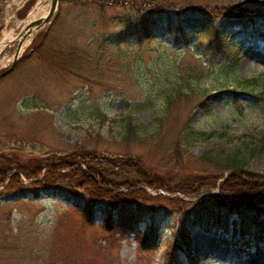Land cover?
I'll use <instances>...</instances> for the list:
<instances>
[{
	"label": "rangeland",
	"instance_id": "1",
	"mask_svg": "<svg viewBox=\"0 0 264 264\" xmlns=\"http://www.w3.org/2000/svg\"><path fill=\"white\" fill-rule=\"evenodd\" d=\"M37 1L0 0V40L31 19ZM222 1L58 0L0 76V157L12 160L9 171L20 180L4 187V176L0 186V264H165L168 252V264H264V231L252 227L241 237L238 214L213 199L226 174L221 160L235 152L245 156L244 169L264 176V16L251 29L239 16L197 8ZM247 5L264 10V0ZM41 6L47 11L49 0ZM142 19L153 22L152 34L137 40L131 30ZM212 28L233 45L230 52L214 47ZM14 48L0 53V72ZM237 78L248 81L238 88ZM175 90L163 122L200 132L178 154L150 136ZM202 92L208 106L196 105ZM126 117L135 136L125 137ZM72 152L65 161L78 162L79 152L105 178L134 181L143 193L114 206L95 203L87 223L80 213L89 199L68 168L23 176ZM206 210L226 212L227 228L191 224ZM109 214L113 222L124 216L122 225L105 227ZM152 224L160 227L155 245L141 248L138 238ZM181 228L186 236L179 237Z\"/></svg>",
	"mask_w": 264,
	"mask_h": 264
},
{
	"label": "trees",
	"instance_id": "2",
	"mask_svg": "<svg viewBox=\"0 0 264 264\" xmlns=\"http://www.w3.org/2000/svg\"><path fill=\"white\" fill-rule=\"evenodd\" d=\"M231 0H223L219 5L210 6H197L198 9L206 11L214 15H219L220 12L223 14H230L234 16H239L242 19V24L245 27H250L255 21V18L259 16H264V10L259 8H251V6L247 5V2H252L254 0H244L243 3H232ZM152 21H148L146 19H142L140 23L137 24L136 27L131 30V33L135 35L137 40L141 38H146L150 34H152ZM206 28V27H205ZM251 28V27H250ZM254 29V28H251ZM209 32V31H208ZM212 39L211 42L214 43V47L218 48V50H228L230 52L233 49V45L231 43H226L225 45L221 42V34H218L211 29ZM224 36V35H223ZM234 56V55H233ZM68 60V59H66ZM65 63V61L63 62ZM70 71V69H67ZM248 80L237 78L236 86L239 88L243 84L242 82H247ZM260 82L263 83L262 79ZM233 91V90H232ZM179 90H175L173 95L166 96L164 100V111L162 114L156 117L155 119V127L152 130L150 136L155 137V139L164 140L165 150H171L174 154H178L183 146H186L188 141L194 137V135H199L200 132H195L191 130L189 127L184 126L181 128L177 127L176 122L173 120L171 124L166 126L163 119L167 116L166 107L169 106L172 99L179 94ZM203 93V92H202ZM208 93L204 92L203 95L197 100L196 105L208 106L207 105ZM130 118H125L123 120V132L125 133V137L135 136L137 133V126L132 124L129 120ZM136 139V137H134ZM254 148L247 150L248 155H251L254 152ZM77 155L78 162L74 160L65 161L66 157L74 156L73 152L66 154L59 158V162L54 163V160L51 162H47L46 164L40 162L36 168L31 172H23V176L26 179L35 178L40 174L41 168H46L45 174L51 175L56 170H62L68 168L66 174L67 176L75 182V185L78 189H82L86 196L89 199L85 202L82 211L80 214L84 215L87 219V223H90L92 210L95 203L100 202L104 203L106 206L115 205L117 201L126 202L130 199H134L137 197L138 193L142 192V189H132L135 187L136 183L129 181H124V183L117 184L116 182L111 181L110 179L105 178L102 171L98 166L94 164H90V162H84L83 154L79 153ZM76 156V155H75ZM1 159V157H0ZM245 156L239 155V153H234L230 156H227L221 160V168L222 172L226 173L225 176L219 181L217 185L216 193L213 195L214 204L217 208H223L228 212H235L239 216V220L236 223V226L239 230V235L241 237H246L249 235L250 230L256 228L260 231H264V176L252 173L246 169L245 166ZM2 163L0 164V186L3 185V179H8V184L4 185V187H8L13 183H20L18 173H12L9 171L12 160L9 159H1ZM9 161H11L9 163ZM118 160H111V162L115 163ZM126 166H134V163H130L124 159L122 163ZM10 165V166H8ZM9 171V172H8ZM18 172V171H17ZM222 175V174H221ZM35 182L34 180L29 181L28 184H32ZM155 183L154 180L147 182V185L153 186ZM119 186H123L126 191L119 190ZM27 187V186H26ZM13 188V187H12ZM131 189V190H129ZM175 190V189H174ZM177 192H183L182 187L176 189ZM190 191H186V194ZM197 189L193 191V196L196 198L200 197L202 193H197ZM196 194V195H195ZM175 200L183 201L178 197H174ZM249 209L256 212L255 215H243L241 216L240 210ZM124 213V212H123ZM126 214V213H124ZM261 217L258 219V217ZM124 216H120V220H116L117 222H113L111 214L104 217V226L110 227L114 224L116 227L122 225V219ZM139 222V221H137ZM191 224L198 225L204 230H209L211 228H220L222 230L227 228L228 216L226 212L223 215H219L218 212H213L212 210H206L204 214H197L190 220ZM113 225V227H114ZM125 227V226H123ZM143 230L142 236L138 238L139 246L141 248H145L147 245H155V241L157 238V232L160 229L158 225L152 224ZM187 235L185 232V228H181L179 230V237ZM175 246L176 241L173 243ZM188 245V244H187ZM188 247V246H186ZM171 251V250H169ZM171 252H168L165 264L171 263ZM174 261V259H173ZM172 261V262H173Z\"/></svg>",
	"mask_w": 264,
	"mask_h": 264
},
{
	"label": "water",
	"instance_id": "3",
	"mask_svg": "<svg viewBox=\"0 0 264 264\" xmlns=\"http://www.w3.org/2000/svg\"><path fill=\"white\" fill-rule=\"evenodd\" d=\"M57 3L58 0H49V6L44 16H42L33 23L25 24L22 28H20L17 31V33L14 36L0 43V53L3 52L11 44L13 43L15 44V48L12 54V60L10 61L9 66L5 70L0 72V76L8 73L13 67L15 60L21 53L20 47L24 38L27 36L28 32L33 31L34 34L46 22V20L51 16V14H53V12L56 11Z\"/></svg>",
	"mask_w": 264,
	"mask_h": 264
},
{
	"label": "bare ground",
	"instance_id": "4",
	"mask_svg": "<svg viewBox=\"0 0 264 264\" xmlns=\"http://www.w3.org/2000/svg\"><path fill=\"white\" fill-rule=\"evenodd\" d=\"M43 2V0H38L35 4L34 7V11L31 13L30 17L31 19H29L28 21H25L26 24L28 23H33L36 20H38L39 18H41L42 16H44L46 10L43 9V6H41V3ZM48 9V7H47ZM13 34V33H11ZM33 35V31L28 32L27 36L24 38L20 50H22L24 48V46L29 42L31 36ZM12 36L9 33H3L2 34V38L0 40V43L6 41L7 39L11 38Z\"/></svg>",
	"mask_w": 264,
	"mask_h": 264
}]
</instances>
